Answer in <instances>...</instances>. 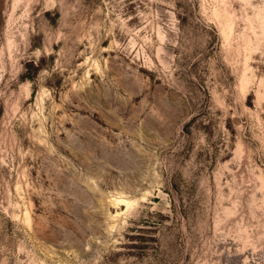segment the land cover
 <instances>
[{"label":"rangeland","instance_id":"obj_1","mask_svg":"<svg viewBox=\"0 0 264 264\" xmlns=\"http://www.w3.org/2000/svg\"><path fill=\"white\" fill-rule=\"evenodd\" d=\"M0 264H264V0H0Z\"/></svg>","mask_w":264,"mask_h":264}]
</instances>
